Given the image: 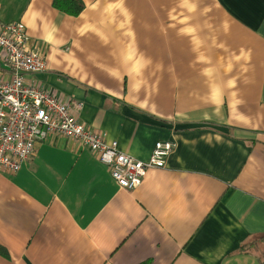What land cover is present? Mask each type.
Listing matches in <instances>:
<instances>
[{"label":"crops","instance_id":"0c3cea01","mask_svg":"<svg viewBox=\"0 0 264 264\" xmlns=\"http://www.w3.org/2000/svg\"><path fill=\"white\" fill-rule=\"evenodd\" d=\"M82 2L0 0V19L88 128L140 161L175 148L126 190L70 138L39 142L0 172V264H264V0Z\"/></svg>","mask_w":264,"mask_h":264},{"label":"built area","instance_id":"2783aa9c","mask_svg":"<svg viewBox=\"0 0 264 264\" xmlns=\"http://www.w3.org/2000/svg\"><path fill=\"white\" fill-rule=\"evenodd\" d=\"M45 71V57L31 45L25 25L0 19V172L15 174L51 136L70 138L94 152L126 190L139 186L148 169L165 166L173 141H156L146 161L120 151L116 140L88 128L66 100L42 87L37 75Z\"/></svg>","mask_w":264,"mask_h":264},{"label":"trees","instance_id":"16d2710c","mask_svg":"<svg viewBox=\"0 0 264 264\" xmlns=\"http://www.w3.org/2000/svg\"><path fill=\"white\" fill-rule=\"evenodd\" d=\"M52 5L71 16H77L84 7L82 0H52Z\"/></svg>","mask_w":264,"mask_h":264}]
</instances>
